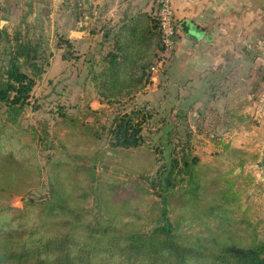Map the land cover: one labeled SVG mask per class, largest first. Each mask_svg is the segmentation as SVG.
I'll return each instance as SVG.
<instances>
[{
    "label": "rangeland",
    "instance_id": "rangeland-1",
    "mask_svg": "<svg viewBox=\"0 0 264 264\" xmlns=\"http://www.w3.org/2000/svg\"><path fill=\"white\" fill-rule=\"evenodd\" d=\"M37 2L0 0V28L4 31L0 36V50L11 43L7 35L11 39L18 31L23 33L25 24L29 23L31 39L40 45L38 58L44 66L32 89L30 103L18 121L10 124L4 121V114L0 116V153L11 150L21 164L2 165L0 161L1 220L16 224L40 220L48 209L46 203L55 200L51 192L55 187L62 189L68 206L88 217L117 225L129 221V229L149 230L159 211V197L148 190L141 175L158 173L157 169L163 167L169 154L173 157L184 152L198 155L203 179L232 165L236 172L242 170L246 179L238 182L245 188L240 197V211L232 214L234 219H242L241 222L232 220L227 225L212 216L203 214L201 218L200 212L199 217L185 214L180 218L177 214L183 212V207H177V201L171 200L170 216L177 224L180 237L192 241L188 237L193 234H211L217 243L229 236L242 239L255 233L262 235L264 123L258 120L256 124L253 119L255 115H264V76L250 93L254 80L259 77L245 74L249 72L247 63L234 65L241 75L227 76L224 85L232 92L227 100L229 108L217 109L219 123L210 121V111L202 108L204 103L191 109L174 107L169 97L175 94L165 88L156 91V80L149 82L148 88L131 96V106L144 105L151 112L142 129L145 142L137 147H114L106 139L107 127L114 115L130 109L129 104L125 105V99L113 103L99 97L91 82L89 62L84 60L88 54L83 57L77 52V57L74 54L66 59L59 57L62 52L57 47V34L61 30L59 19L56 20L59 13L55 10L49 18L45 10L50 8L48 3ZM56 3L52 0L51 5ZM28 9L31 11L24 15ZM102 48L104 51V43H95L96 59L101 54L97 49ZM256 66L254 69H264V61L259 60ZM242 76L247 80L240 79ZM2 107L0 104V111ZM194 112L199 113L198 117L205 112L208 117L197 119ZM209 135L222 137L224 142L217 145ZM224 143L230 147L222 148ZM241 160L242 164H238ZM209 191H213L212 186ZM207 196L211 197L209 193ZM197 208L200 209L199 205ZM57 213L43 219L54 221L46 223L49 229L60 228L61 221L68 218L69 209Z\"/></svg>",
    "mask_w": 264,
    "mask_h": 264
},
{
    "label": "trees",
    "instance_id": "trees-1",
    "mask_svg": "<svg viewBox=\"0 0 264 264\" xmlns=\"http://www.w3.org/2000/svg\"><path fill=\"white\" fill-rule=\"evenodd\" d=\"M70 3L75 5L76 17L83 19V0H70ZM28 11L31 9L24 15ZM25 26L23 33L18 31L11 39L7 35L11 43L0 50V104L3 106L0 116L4 114V121L10 124L18 121L30 103L36 79L44 70L38 58L40 45L31 39L30 24ZM176 26L178 29V23ZM101 29L105 50L100 59H84L89 62L92 85L102 100L120 103L125 99V105L130 106L129 110L114 115L107 127L106 139L114 147H137L145 142L142 129L151 112L144 105L131 106V96L144 88L150 79V68L157 60L163 58L166 63L160 21L156 12L152 15L140 12L126 22L122 20L115 28ZM3 32L0 28V36ZM57 37L63 58L78 56L69 38L60 33ZM209 136L217 145L224 142L222 137ZM226 147L230 146L224 143L222 148ZM168 156L163 167L157 169L158 173L141 175L148 190L159 197V211L149 230L129 229V221L117 225L88 217L68 206L62 189L53 187L55 200L46 203L48 209L40 220L16 224L3 221L0 216V264H264V233L242 239L229 236L217 243L211 234L196 233L188 241L180 237L177 224L170 216L173 207L169 205L175 199L177 207H183V212L177 214L180 218L185 214L199 217L200 212L201 218L203 214L212 216L227 225L232 220L241 222L242 219L236 220L232 214L238 213L242 204L240 197L245 187L238 183L246 179L242 170L236 172L232 165L203 179L198 155L183 152ZM15 158L11 150L0 153L2 165H21ZM247 176L252 180V176ZM209 186L213 187L212 192ZM65 208L69 209L68 218L61 221L60 228L49 229L46 223L53 220L43 219L52 218Z\"/></svg>",
    "mask_w": 264,
    "mask_h": 264
},
{
    "label": "crops",
    "instance_id": "crops-1",
    "mask_svg": "<svg viewBox=\"0 0 264 264\" xmlns=\"http://www.w3.org/2000/svg\"><path fill=\"white\" fill-rule=\"evenodd\" d=\"M40 2L48 3L49 18L55 10L59 13L56 18L59 33L70 39L76 52L93 59L95 43H103L102 27L115 28L137 13L152 15L157 9L156 0H83L85 17L78 19L70 0H56L55 5H51L52 0L37 3ZM172 6L178 23L175 44L164 54L167 57L164 68L153 72L144 88L156 80V91L165 88L175 94L169 97L172 106L191 109L204 103L202 108L210 111V121L219 123L217 109L229 108L227 100L232 92L224 85L227 76L241 75L234 65L247 63L249 72L245 74L259 77L250 93L264 76L263 68L254 69L259 60L264 61V0H172ZM182 21L187 22L191 34L184 32ZM97 51L100 54L103 48ZM59 55L61 58V51ZM205 112L201 120L208 117ZM194 113L197 118L199 113ZM178 116L175 115L176 119ZM259 116H254V123L258 124V120L264 123V115Z\"/></svg>",
    "mask_w": 264,
    "mask_h": 264
},
{
    "label": "built area",
    "instance_id": "built-area-1",
    "mask_svg": "<svg viewBox=\"0 0 264 264\" xmlns=\"http://www.w3.org/2000/svg\"><path fill=\"white\" fill-rule=\"evenodd\" d=\"M156 3V14L160 21V26L163 33V42L166 47V52L167 50L172 49L175 44L177 23L174 17L172 0H156ZM163 62V58L157 60V62L151 66L150 71L152 73L158 71Z\"/></svg>",
    "mask_w": 264,
    "mask_h": 264
},
{
    "label": "water",
    "instance_id": "water-1",
    "mask_svg": "<svg viewBox=\"0 0 264 264\" xmlns=\"http://www.w3.org/2000/svg\"><path fill=\"white\" fill-rule=\"evenodd\" d=\"M85 1H87V0H85ZM1 21H3V20H1ZM180 25L182 26L185 33L191 34V31H190L189 26L187 25L186 21H182L180 23ZM261 164H262V173H264V155H262V157H261Z\"/></svg>",
    "mask_w": 264,
    "mask_h": 264
}]
</instances>
